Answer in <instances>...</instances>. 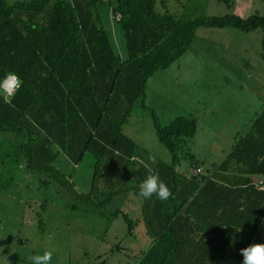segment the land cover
<instances>
[{
  "label": "trees",
  "instance_id": "obj_1",
  "mask_svg": "<svg viewBox=\"0 0 264 264\" xmlns=\"http://www.w3.org/2000/svg\"><path fill=\"white\" fill-rule=\"evenodd\" d=\"M155 1H105L107 21L121 34L119 52L115 28L100 16L102 0H0V81L9 73L22 81L10 104L0 94V131L22 132L20 151L28 165L51 171L53 180L69 189L55 158L62 154L77 164L90 152L94 161L84 197L93 205L119 191L140 196L139 185L158 173L172 196L166 201L140 196L150 240L135 264H241L240 249L256 239L264 213V187L249 181L251 174L264 175V105L214 166L203 169L189 154L192 170L200 167L193 176L174 169L180 142L195 131L193 117L176 115L160 125L152 113L170 162L156 160L150 169L134 159L137 144L121 125L144 96L147 77L175 61L199 26L245 32L259 27L264 65V15L180 20ZM119 213L131 234L135 221Z\"/></svg>",
  "mask_w": 264,
  "mask_h": 264
},
{
  "label": "rangeland",
  "instance_id": "obj_2",
  "mask_svg": "<svg viewBox=\"0 0 264 264\" xmlns=\"http://www.w3.org/2000/svg\"><path fill=\"white\" fill-rule=\"evenodd\" d=\"M105 1L99 12L107 21ZM237 1L176 0L167 10L180 20L199 14L264 15V0ZM105 25L115 28L120 52L118 25L108 21ZM260 37L259 27L245 32L230 26H199L175 61L147 77L144 96L134 101L121 125L122 133L137 144L139 163L150 169V157L170 162L168 149L156 137L152 113L160 125L176 115L195 119L194 134L177 149L176 171L189 173L191 153L203 169L223 157L264 102ZM21 140L22 132L0 131V264H31L30 254L42 255L46 250L53 253L52 264H132L150 240L141 220L140 196L119 191L107 202L93 205L84 197L94 161L90 152L77 164L62 154L55 158L53 165L71 182L69 189L54 181L51 171L28 165L20 151ZM92 196L98 200L103 192ZM119 211L135 221L131 234H126ZM257 242L264 243V213L257 237L252 236L248 245Z\"/></svg>",
  "mask_w": 264,
  "mask_h": 264
},
{
  "label": "clouds",
  "instance_id": "obj_3",
  "mask_svg": "<svg viewBox=\"0 0 264 264\" xmlns=\"http://www.w3.org/2000/svg\"><path fill=\"white\" fill-rule=\"evenodd\" d=\"M22 81L15 74L9 73L0 81V94L4 95V102L11 103L10 96L19 89ZM150 159L155 162L154 157ZM139 195L144 199H151L156 196L161 201H166L172 196L170 188L163 182L158 173L149 174L146 179L139 185ZM31 238L32 233H27ZM243 256L241 264H264V243H253L240 249ZM52 251L46 250L42 255L30 254L27 258L31 264H52Z\"/></svg>",
  "mask_w": 264,
  "mask_h": 264
},
{
  "label": "crops",
  "instance_id": "obj_4",
  "mask_svg": "<svg viewBox=\"0 0 264 264\" xmlns=\"http://www.w3.org/2000/svg\"><path fill=\"white\" fill-rule=\"evenodd\" d=\"M176 2V0H156L155 2V6L156 7H158V9H161V5H163L166 9H167V6L168 5H172V3L173 2ZM210 0H206V3L207 2H209ZM211 1H213V0H211ZM234 2H236L237 0H233ZM238 3H245V4H247L248 3V0H238L237 1ZM159 5V6H158ZM171 14H173V12H171ZM247 16V15H246ZM241 17H245V16H241ZM259 54V57H260V53H258ZM261 58V57H260ZM262 61V60H261ZM263 105H264V102H263V104L260 106V108L258 109V111L255 113V115L253 116V118L252 119H254L259 113H260V111H261V109H262V107H263ZM252 119L250 120V122L248 123V126L246 127V129L242 132V133H244L247 129H248V127H249V125H250V123H251V121H252ZM241 133V134H242ZM194 134V133H193ZM234 139H233V142L230 144V147L232 146V144L234 143ZM230 147L228 148H226V152H225V154L229 151V149H230ZM192 152H193V150H192ZM224 154V155H225ZM191 155L193 156L194 154H192L191 153ZM224 155H223V157H224ZM222 157V158H223ZM221 158V159H222ZM134 159H136L137 160V157H136V155L134 156ZM220 159V160H221ZM194 160L196 161V163H198V164H200V166H201V163H200V161L199 160H197L196 158H194ZM219 160V161H220ZM218 161V162H219ZM217 162V163H218ZM217 163H215V164H217ZM215 164H213V165H211L210 167H212V166H214ZM228 168H227V172L228 173H231V172H233L234 171V166H233V164L232 163H229L228 164V166H227ZM192 174H194L193 173V170H192V168L190 169V171H189V175H191V176H193ZM197 174H195V176H196ZM249 181L253 184V186L256 188V189H262L263 187H264V175H259V174H251L250 176H249ZM138 219V218H137ZM138 221V220H137ZM140 257V255L139 256H137L131 263L132 264H135V262L137 261V259Z\"/></svg>",
  "mask_w": 264,
  "mask_h": 264
},
{
  "label": "built area",
  "instance_id": "obj_5",
  "mask_svg": "<svg viewBox=\"0 0 264 264\" xmlns=\"http://www.w3.org/2000/svg\"><path fill=\"white\" fill-rule=\"evenodd\" d=\"M119 16H120V15H119L118 12H116V13L113 15V17H114L115 19H118ZM7 75H8V74H7ZM7 75H6V76H7ZM6 76H5V77H6ZM5 77H4V78H5ZM4 78H3V79H4ZM3 79H2V80H3ZM3 96H4V95H3ZM199 170H200V167H195V168L193 169V172H194V173H197Z\"/></svg>",
  "mask_w": 264,
  "mask_h": 264
}]
</instances>
